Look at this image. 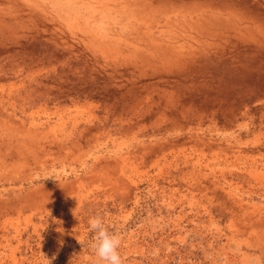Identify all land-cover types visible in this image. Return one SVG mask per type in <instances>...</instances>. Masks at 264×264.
Segmentation results:
<instances>
[{
	"label": "rangeland",
	"instance_id": "obj_1",
	"mask_svg": "<svg viewBox=\"0 0 264 264\" xmlns=\"http://www.w3.org/2000/svg\"><path fill=\"white\" fill-rule=\"evenodd\" d=\"M97 213L122 264H264V0H0V264H103Z\"/></svg>",
	"mask_w": 264,
	"mask_h": 264
},
{
	"label": "clouds",
	"instance_id": "obj_2",
	"mask_svg": "<svg viewBox=\"0 0 264 264\" xmlns=\"http://www.w3.org/2000/svg\"><path fill=\"white\" fill-rule=\"evenodd\" d=\"M47 178H52L59 183L58 177L54 173L49 174ZM88 226L94 233L90 248L99 261L103 264H122V258L118 251L121 246V237L105 227L103 218L99 213L89 217Z\"/></svg>",
	"mask_w": 264,
	"mask_h": 264
}]
</instances>
